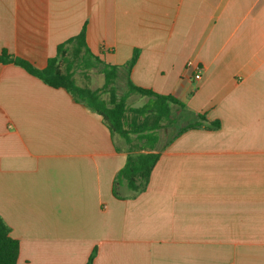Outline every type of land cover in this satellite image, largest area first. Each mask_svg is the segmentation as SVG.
<instances>
[{
  "label": "crops",
  "instance_id": "0c3cea01",
  "mask_svg": "<svg viewBox=\"0 0 264 264\" xmlns=\"http://www.w3.org/2000/svg\"><path fill=\"white\" fill-rule=\"evenodd\" d=\"M82 27L94 56L135 53L131 83L185 108L139 150L0 63V218L16 264H264V0H0V53L38 69ZM195 114L209 128L178 134ZM138 152L160 156L136 193L119 173Z\"/></svg>",
  "mask_w": 264,
  "mask_h": 264
},
{
  "label": "trees",
  "instance_id": "16d2710c",
  "mask_svg": "<svg viewBox=\"0 0 264 264\" xmlns=\"http://www.w3.org/2000/svg\"><path fill=\"white\" fill-rule=\"evenodd\" d=\"M136 60L132 59L125 66H113L103 63L94 56L86 44L85 27L79 34L59 44L54 57L47 59L43 69H38L26 60L14 58L5 51L0 53V63H13L20 66L28 74L40 79L47 86L62 89L70 94L74 100L98 114L109 132L118 134L127 143L131 138L136 139L137 148L151 149L158 142V132L173 123L171 106H185L171 96L160 95L151 90L134 86L129 74ZM98 69L103 76V84L98 89L79 86L74 80V67ZM124 77L125 85L130 92L145 96L148 101L139 107H129L126 103L127 95H118L116 82ZM107 94L103 99L102 95ZM196 121L181 125L178 134L204 126L207 119L203 115H196ZM210 123V128L212 122ZM166 124V125H164ZM158 153H133L127 156L119 177L125 178L127 186L133 192H142L148 183L151 172L159 159ZM19 253V243L10 236V229L0 218V264H16ZM92 257L87 264H91Z\"/></svg>",
  "mask_w": 264,
  "mask_h": 264
},
{
  "label": "rangeland",
  "instance_id": "374dc122",
  "mask_svg": "<svg viewBox=\"0 0 264 264\" xmlns=\"http://www.w3.org/2000/svg\"><path fill=\"white\" fill-rule=\"evenodd\" d=\"M74 80L77 85L85 86L90 89H98L103 84V76L98 69H85L80 65L74 67ZM116 92L118 95H127L126 103L129 107H139L148 101L147 97L130 92L125 85L124 77H121L116 82ZM102 98L106 99L107 94H103ZM114 135L116 137V142H120L119 135ZM132 139H135L134 136Z\"/></svg>",
  "mask_w": 264,
  "mask_h": 264
},
{
  "label": "built area",
  "instance_id": "2783aa9c",
  "mask_svg": "<svg viewBox=\"0 0 264 264\" xmlns=\"http://www.w3.org/2000/svg\"><path fill=\"white\" fill-rule=\"evenodd\" d=\"M188 66H190V63H188ZM200 78V74L197 72L195 75H194V79H199Z\"/></svg>",
  "mask_w": 264,
  "mask_h": 264
}]
</instances>
